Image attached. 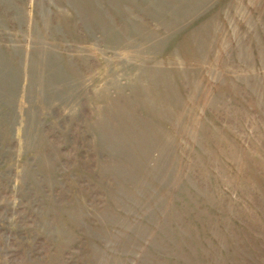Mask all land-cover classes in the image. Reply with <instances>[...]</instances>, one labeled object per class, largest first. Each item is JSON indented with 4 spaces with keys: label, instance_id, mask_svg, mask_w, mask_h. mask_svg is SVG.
<instances>
[{
    "label": "rangeland",
    "instance_id": "1",
    "mask_svg": "<svg viewBox=\"0 0 264 264\" xmlns=\"http://www.w3.org/2000/svg\"><path fill=\"white\" fill-rule=\"evenodd\" d=\"M0 264H264V0H0Z\"/></svg>",
    "mask_w": 264,
    "mask_h": 264
}]
</instances>
